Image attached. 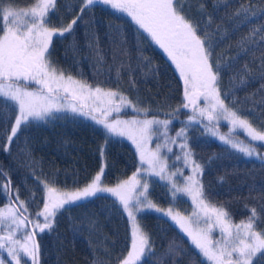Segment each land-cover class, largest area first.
<instances>
[{
  "label": "trees",
  "instance_id": "1",
  "mask_svg": "<svg viewBox=\"0 0 264 264\" xmlns=\"http://www.w3.org/2000/svg\"><path fill=\"white\" fill-rule=\"evenodd\" d=\"M182 2L186 17L206 28L214 46L213 59L226 68L218 81L222 97L225 93L231 97L225 104L264 131V0ZM33 4L34 0H0L3 7L15 9ZM242 6L248 13L236 15ZM81 7L82 0H56V8L50 11V26L56 28L80 16L71 33L53 39L49 48L52 64L66 76L93 87L119 91L137 107L149 109L147 118L172 121L174 132L184 127L193 158L203 169L201 183L208 201L223 206L235 224L246 221L250 209L260 213L264 162L245 157L189 122L191 113L180 107L184 88L178 70L127 15L99 4L81 14ZM177 108L174 118L171 114ZM16 114L13 107L0 104V169L10 177L11 187L19 189V198L30 213L43 207L41 181L51 182L54 177L56 186L71 191L85 186L103 167L104 186L114 187L142 169L130 144L114 136L106 140L104 130L68 114L22 127L8 145L6 137ZM136 115L144 117L131 108L121 116ZM148 180L149 198L158 207L191 214V203L183 197L173 198L170 185ZM0 181L8 183L3 176ZM30 196L34 202H29ZM114 199L104 194L70 208L66 205L68 210L57 214L51 230L35 237L39 264H118L130 250L131 226ZM9 203L0 192V207ZM137 218L152 248L139 264H206L172 222L150 212ZM170 245L175 251L169 252Z\"/></svg>",
  "mask_w": 264,
  "mask_h": 264
},
{
  "label": "snow or ice",
  "instance_id": "2",
  "mask_svg": "<svg viewBox=\"0 0 264 264\" xmlns=\"http://www.w3.org/2000/svg\"><path fill=\"white\" fill-rule=\"evenodd\" d=\"M98 3L126 13L138 29L143 30L171 59L183 80L184 103L180 107L191 108L190 122L207 120L205 127L213 136L246 156L256 155L254 145L219 132V122L226 120L231 125L230 131L243 130L251 141L264 142V131L253 127L239 114L240 110L225 104V100H231V97L227 93L222 97L218 81L219 73L226 68L213 59L214 46L206 28L186 17V5L182 0H82L81 14ZM55 8L56 0H34L33 6L26 10L0 5V98H3L0 104L13 107L17 113L14 126L6 137L7 144L11 145L22 127L27 129L33 123H47L49 119L57 118L54 113L70 111L102 125L106 140L113 136L127 137L139 151L141 165H147L145 171L168 180L173 198L181 192L189 196L196 210L191 216H184L172 208L165 211L158 207L149 198L148 182L141 183L138 178L139 172L114 187L104 186L102 167L89 183L71 191L56 186L54 177L51 182L41 181L45 192L43 207L30 213L19 198V189L11 187L10 177L0 169V176L8 181L7 184L0 181V192L10 201L7 206L0 207V232H3L0 249L10 257L8 264L12 261L21 264L22 258H26L25 264H39V244L35 237L51 230L57 214L68 210L66 205L70 208L94 197L103 198L104 194L115 198L113 202L121 206L132 224L130 250L126 257L118 260V264H139L145 249L152 251L149 237L137 221V215L146 209L163 213L175 221L210 264H253L258 253L256 264H264V207L260 213L250 209L246 221L234 224L223 206L211 204L197 178L203 174V169L193 158L184 127L170 137V120L149 119V109L137 107L119 91L93 87L71 75L66 76L52 64L49 48L53 38L71 33L80 19L77 16L66 27L50 26L49 13ZM241 12L247 14L248 9L242 6L236 15ZM32 84L36 87L30 90ZM201 99L205 101L203 107L200 106ZM123 108L143 113L145 118L120 119ZM177 112L179 108L171 115L175 118ZM113 113L117 114L115 118H112ZM154 126L158 127L154 129ZM153 135L164 138V143H158L155 149L149 147ZM178 138H182L178 144L181 155L175 158L183 159L184 165L191 166L193 172L186 177L183 186L174 179L182 173L179 170L169 172L167 157L161 154L162 148L171 153L170 145L177 144ZM29 202H34V196L29 197ZM217 228L220 239L214 240L213 231ZM173 251L175 249L170 245L169 252ZM0 264H6L2 256Z\"/></svg>",
  "mask_w": 264,
  "mask_h": 264
},
{
  "label": "rangeland",
  "instance_id": "3",
  "mask_svg": "<svg viewBox=\"0 0 264 264\" xmlns=\"http://www.w3.org/2000/svg\"><path fill=\"white\" fill-rule=\"evenodd\" d=\"M99 4V3H98ZM98 4H96V5H98ZM99 5H103V4H99ZM104 6H106V5H104ZM107 7H109V6H107ZM110 8V7H109ZM18 10H26V9H18ZM125 15H127L126 13H124ZM128 16V15H127ZM129 17V16H128ZM130 19H131V17H129ZM132 20V19H131ZM134 22V21H133ZM55 38V37H54ZM53 38V39H54ZM157 45V44H156ZM158 46V45H157ZM159 47V46H158ZM160 48V47H159ZM161 49V48H160ZM161 50H163V49H161ZM165 53V52H164ZM166 54V53H165ZM167 55V54H166ZM170 59V58H169ZM171 60V59H170ZM36 86L34 85V84H32L31 86H30V90L32 89V88H35ZM200 106L201 107H203V106H205V101L203 100V99H201V101H200ZM129 109V108H128ZM190 113H191V115H192V110H191V108H188L187 109ZM124 111H126V108H123L122 110H121V112L119 113V118L120 119H143V118H145V117H141V116H138V115H136V116H130V117H123V116H121L122 115V113L124 112ZM64 115V114H68V115H72V116H76V117H79V118H81V119H83V120H85V121H87V122H89V123H91V124H93V125H95V126H97V127H99L100 129H102L103 130V126L102 125H98V124H96V122L95 121H93V120H91V119H89V118H86V117H82V116H79L78 114H75V113H72V112H70V111H67V112H61V113H54V115ZM117 116V114L116 113H113L112 114V118H115ZM149 119H151V118H149ZM190 122V121H189ZM173 122L171 121V124L169 125V132H168V135L170 136V137H174L175 136V134H176V132H174L173 131V124H172ZM190 123H192V124H197V125H200L204 130H205V132L207 133V134H209L212 138H214L216 141H218L219 143H221V144H223V145H226V146H228V147H230L231 148V146L230 145H227V144H225L224 142H222L221 140H219V138L217 137V136H213L209 131H208V129L205 127V125L206 124H208V121L207 120H204L203 122H199V121H192V122H190ZM156 127H158V126H154V129L156 128ZM218 127H219V132L221 133V134H225V135H231L235 140H237V141H241V142H243L244 144H252V145H254L255 146V148H256V155H254V156H251V157H249V156H246V155H244L245 157H247V158H250V159H256V160H259V161H262V162H264V142H260V141H251L250 140V138L245 134V132L243 131V130H236V131H230V129H231V125H230V123H229V121H226V120H221L220 122H219V125H218ZM161 131H162V129H161ZM114 137H116L117 139H120V140H123V141H125V142H127L128 144H130L131 146H132V148L134 149V151H135V153L137 154V157H138V159H139V151L137 150V148H136V146L127 138V137H119V136H114ZM180 142H182V138H178V141H177V144H173V145H170L171 147H172V152L171 153H169L168 151H167V149L166 148H162V150H161V154L163 155V156H166L167 157V161H168V165H169V167H168V171L169 172H174V171H177V170H179V172L180 173H182V175H178L177 177H174V179L177 181V183H178V185L179 186H183V184L185 183V179H186V177H188V176H191V175H193V172H192V168H191V166H185L184 165V162H183V159H181V160H176V156L177 155H181V150H180V148L178 147V144L180 143ZM163 144L164 143V138L162 137V136H158V135H153L152 136V139H151V141H150V144H149V147H151L152 149H155V147H156V145L157 144ZM233 149V148H232ZM234 150H236V149H234ZM238 151V150H237ZM242 153V152H241ZM139 161H140V159H139ZM141 164V163H140ZM141 171L139 172L140 173V175H139V179L141 180V183H144L145 182V180L148 182L149 180H148V178H154V179H156V180H158V181H160V182H162V183H164V184H168V185H170L171 186V183L168 181V180H161L159 177H157V176H155V175H149L146 171H145V169L147 168V165L145 164V165H141ZM198 179H200V181H201V178H202V175L201 176H199V177H197ZM148 184H149V182H148ZM150 188V187H149ZM177 196L178 197H183V198H185V199H187L190 203H191V205H192V212H191V214L190 215H188V216H191L192 215V213H193V211L194 210H196V205L192 202V200H191V198L189 197V196H187L186 194H184V193H178L177 194ZM165 211H167V210H165ZM144 212H150V213H153V214H156V215H158L159 217H161V218H164V219H167V220H169L170 222H172L175 226H178L179 227V225L178 224H176L175 223V221H173V220H171V218L170 217H168V216H165V215H163V213H158V212H155L154 210H144ZM126 213V212H125ZM127 215V214H126ZM139 215V214H138ZM138 215H137V217H138ZM194 220H195V218H193ZM129 221H130V219H129ZM137 221H138V218H137ZM233 223V222H232ZM235 224V223H234ZM130 226H131V228H132V224H131V221H130ZM193 226L195 227V224H193ZM183 231V230H182ZM0 235H3V232H0ZM17 235H19V233H17ZM185 235H186V237H187V239L189 240V242L191 243V238L190 237H188L187 236V234L185 233ZM213 239L215 240V239H220V232H219V229L217 228V229H215L214 231H213ZM192 245V244H191ZM194 248H195V246L194 245H192ZM196 249V248H195ZM198 252H199V250L198 249H196ZM146 253H148V249H145V252H144V254H143V256L141 257V261L139 262V263H141L145 258H146V256H147V254ZM201 255V254H200ZM259 255V253L257 254V256ZM0 256H2V257H4L5 258V260H6V264H8V261H10V257H8L7 256V253L3 250V249H0ZM202 256V255H201ZM203 258V257H202ZM25 260H26V258H22L21 259V264H25ZM203 260L206 262V264H210V262H208L205 258H203ZM254 260H255V258H254ZM254 260H253V262H254ZM12 264H15V262L14 261H12L11 262Z\"/></svg>",
  "mask_w": 264,
  "mask_h": 264
}]
</instances>
